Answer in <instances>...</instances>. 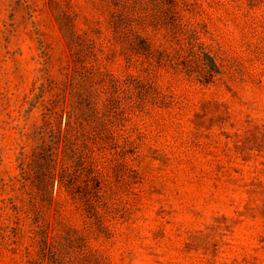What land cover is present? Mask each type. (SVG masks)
<instances>
[{"label":"rangeland","instance_id":"obj_1","mask_svg":"<svg viewBox=\"0 0 264 264\" xmlns=\"http://www.w3.org/2000/svg\"><path fill=\"white\" fill-rule=\"evenodd\" d=\"M97 2L0 0V264H26L36 218L89 231L97 264H264V0H167L178 36L214 57L212 82L116 40ZM69 12L79 34L101 21L84 44L88 67L136 76L150 90L143 103L121 93L104 107L102 97L103 139L90 144L99 198L93 211L68 202L59 215L29 202L18 179L43 122L35 87L45 67L62 77L68 47L57 14ZM162 26L141 34L173 50ZM204 63L212 66L203 55L193 69ZM99 219L110 234L98 233Z\"/></svg>","mask_w":264,"mask_h":264},{"label":"trees","instance_id":"obj_2","mask_svg":"<svg viewBox=\"0 0 264 264\" xmlns=\"http://www.w3.org/2000/svg\"><path fill=\"white\" fill-rule=\"evenodd\" d=\"M166 3L167 0H98L97 5L107 15V27L116 40L133 48L142 44V49L146 50L143 54L157 58L158 64L168 71L214 81L218 72L214 57L202 45L186 43L178 36L177 26L166 21L170 12V8H165ZM75 19L72 12L57 14L68 47L60 69L62 77L51 76L45 67L40 84L35 87L43 122L31 133V151L20 156L18 179L29 202L35 200L47 208H54L59 215L68 202L83 213L93 211L95 198H99L101 173L92 156L94 145L90 144L98 137L103 139L99 123L102 97L106 101L104 107L121 97V93L126 94L127 99L138 98L143 103L150 90V84L136 76L118 77L94 66L88 67L84 44L92 32H103L101 21H93L90 33L79 34ZM163 24H167L168 32L176 39L173 50L154 47L141 34L149 25L161 28ZM203 55L212 61V66L204 63L200 70L193 69V64L200 62ZM65 114L67 121L62 126L58 120ZM86 226L88 230V221ZM88 232H81L63 221L36 218L28 234L30 244L24 248L26 264H97L96 256L86 248ZM104 232L111 233L99 219L98 233Z\"/></svg>","mask_w":264,"mask_h":264}]
</instances>
